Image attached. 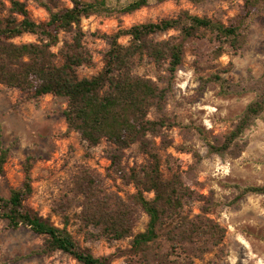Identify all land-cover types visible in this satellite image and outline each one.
<instances>
[{
  "label": "trees",
  "instance_id": "obj_1",
  "mask_svg": "<svg viewBox=\"0 0 264 264\" xmlns=\"http://www.w3.org/2000/svg\"><path fill=\"white\" fill-rule=\"evenodd\" d=\"M7 1V16L0 19V84L18 88L23 100L36 102L48 94L64 98L65 133L77 132L89 147L102 141L109 143L108 176H117L134 188L133 193L125 195L109 191L103 179L88 169L73 178L69 200L76 205L74 216L84 228L85 238L109 242L130 239V247L125 251L127 264H196L195 258L202 259L209 252L222 253L226 230L208 216L219 202L212 189L207 194L194 189L203 186L197 180L202 155L191 150L192 164L184 171L174 170L166 176L156 138L162 139L165 130L180 126L166 113V96L183 63L186 45L205 47L212 60L224 54H237L245 47L250 21L264 8V0H243L240 11L228 23L180 9L172 17L137 23L120 28L111 36L103 35L109 48L103 53L101 69L90 76L78 72L82 66L93 65L82 19L113 12L132 13L152 0H68L70 6H59L63 0H44L42 6L48 11V18L40 22L30 17L24 2ZM188 1L200 4L209 0ZM170 31L175 34L167 35ZM23 34H32L36 40L13 41ZM120 37H127V43L119 42ZM144 63L165 71L164 87L139 72ZM221 72L200 75V87L217 88L222 96L253 92L254 97L234 117L227 132L212 135L202 128L194 129L208 154L233 159L248 143L243 136L245 131L264 113V72L237 82L223 77ZM153 113L155 117H151ZM16 145L17 140L4 145L0 130V177ZM133 145L144 156V162L126 168L124 153ZM33 164L34 157L28 156L23 163L21 183L11 188L8 196L0 192V219L12 230L27 228L43 237L42 244L30 255L62 251L80 264H110L111 255L95 256L78 243L65 226L68 220L58 227L26 204L33 191ZM228 186L232 188L230 205L252 194L264 197V185ZM190 199L201 203L199 213L193 216L185 213ZM138 209L146 214L147 223L143 231L135 232Z\"/></svg>",
  "mask_w": 264,
  "mask_h": 264
},
{
  "label": "rangeland",
  "instance_id": "obj_2",
  "mask_svg": "<svg viewBox=\"0 0 264 264\" xmlns=\"http://www.w3.org/2000/svg\"><path fill=\"white\" fill-rule=\"evenodd\" d=\"M20 1L26 4L34 21L48 18V11L42 6L44 0ZM242 4L243 0H209L200 4L188 0L179 3L173 0L160 3L152 0L132 13L113 12L83 18L81 24L85 31V43L91 50L93 65L80 67L79 75L90 76L101 69L103 53L109 48V41L103 35L111 36L118 29L137 23L172 17L180 9L228 23L240 11ZM70 5L68 0L59 3V6ZM8 7L7 0H0V19L7 16ZM170 34L175 32L170 31L167 35ZM60 38L63 39L64 35L61 34ZM35 40L36 36L32 34H23L13 41L20 43ZM127 40V37L119 38L123 44ZM195 65H199L200 69L196 70ZM215 70L222 71L221 75L232 82L250 75L259 77L264 72V8L251 19L247 43L235 55L224 54L212 60L205 47L198 49L194 43L186 45L183 63L166 96V113L171 121H177L180 126L165 130L162 139L156 138L166 176L174 170L184 171L192 164L191 150L195 149L202 155L197 180L203 182V186H195V192L207 194L212 189L219 202L208 216L226 230L222 253L214 250L202 259L195 258V263L264 264V197L252 194L236 205L228 204L232 191L228 184L264 185V113L245 131L243 136L248 143L238 157L231 159L208 154L194 127L202 128L212 135L225 133L234 117L254 97L253 92L222 96L217 88H201L198 77L207 76ZM139 72L156 80L161 87L166 85L165 71L152 63L141 65ZM23 97L18 88L0 84V130L3 144L8 145L17 140L0 177L1 194L8 196L9 190L21 183L24 176L23 163L28 156H33V191L26 204L58 227H63L68 220L65 225L67 229L93 255H111L110 264H127L125 251L130 247V239L110 242L102 238L88 240L84 228L74 216L76 205L69 200L72 198V180L83 169L96 173L109 191H118L121 195L134 192L132 185L107 174L109 160L106 150L111 145L102 141L95 147H89L77 132L66 134L64 98L48 94L35 102L23 100ZM151 117H155V113ZM143 162L144 156L138 152L136 145L125 150L123 163L126 168ZM200 206L198 200L190 199L185 206V213L193 216L199 213ZM138 212L135 232L143 231L147 223L146 214L141 209ZM42 242V236L27 228L12 230L0 219V264H80L62 251L49 255H30ZM180 256L185 258L183 253Z\"/></svg>",
  "mask_w": 264,
  "mask_h": 264
}]
</instances>
